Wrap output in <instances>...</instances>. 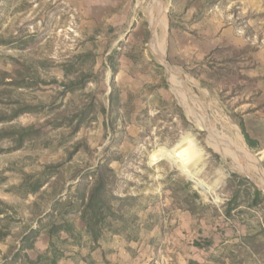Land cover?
<instances>
[{
	"label": "rangeland",
	"instance_id": "1",
	"mask_svg": "<svg viewBox=\"0 0 264 264\" xmlns=\"http://www.w3.org/2000/svg\"><path fill=\"white\" fill-rule=\"evenodd\" d=\"M154 6L153 0H0V73L36 81L32 88L9 87L0 99L41 107L3 125L41 134L12 151V142L0 141L6 211L0 218L15 219L0 224L8 233L0 238V264H18L12 256L24 227L37 228L54 194L66 197L108 146L120 156L112 162L115 192L137 197L138 238L107 234L98 245L60 243L64 251L78 246L88 255L94 248L105 264H264V189L234 155L243 146L264 172V0H162L167 22L155 32ZM160 40L167 44L162 59L153 47ZM169 70L194 95L197 111L188 112ZM83 75L82 89L63 92ZM185 139L175 164L210 184V193L154 155ZM187 182L200 196L195 214L176 196ZM34 183L43 184L35 193ZM70 219L79 228V216ZM205 239L212 244H195ZM36 242L48 246L46 232ZM27 253L36 258L40 251Z\"/></svg>",
	"mask_w": 264,
	"mask_h": 264
},
{
	"label": "trees",
	"instance_id": "2",
	"mask_svg": "<svg viewBox=\"0 0 264 264\" xmlns=\"http://www.w3.org/2000/svg\"><path fill=\"white\" fill-rule=\"evenodd\" d=\"M113 69L116 71L115 67ZM82 78L84 75L78 80L72 79L69 83L64 84L65 90L63 92L82 89L87 81ZM12 86L32 88L36 86V81L24 76L14 79L8 72H1L0 95H5L8 91L7 88ZM0 100V106L4 105V107H0V125H2L0 127V141L12 142L13 146L9 147V151L22 148L27 140L41 134L40 129L32 127L3 126L11 123L21 114L40 111L39 105L25 103L18 105V107H12V103L5 102L3 99ZM84 118V112L76 117V130L84 122ZM64 124V122L53 123L56 128ZM246 138L253 146L254 141L249 135L246 134ZM119 159L120 156L115 155L108 146L106 154L100 159L96 167L82 174L78 182L69 189L66 197H58L59 193H55L52 197L50 211L37 218L38 227H24V231L21 233V247L14 253L12 260L21 264H58L65 255L64 249L59 247L60 243L65 244L69 241L81 243L83 240H89L94 245H98L102 239L107 238V234H125L128 239L136 240L141 224L139 215L134 211L137 197L133 195L121 196L115 192L119 177L112 166V162ZM54 167L53 165L46 166L48 170ZM53 173L54 171H51L49 174ZM190 184L191 182H187L183 192L176 196L180 198L182 206L195 214L200 205L198 202L200 196L197 191H190ZM42 186V183H34L32 192H38ZM255 194H259V190L256 189ZM0 204L5 205L1 199ZM227 207L228 210H232L236 207V201L229 202ZM3 212H6L5 208H0V213ZM75 214L79 216V228L70 219ZM14 220L13 217L7 215L0 218V224L5 222L9 224ZM43 232L48 235L49 244L45 251L40 252L36 258H31L27 252L36 249L35 243ZM62 234H66V237H62ZM7 235L8 233L1 228L0 238ZM195 244L200 248L208 247L212 244V240L196 241Z\"/></svg>",
	"mask_w": 264,
	"mask_h": 264
},
{
	"label": "bare ground",
	"instance_id": "3",
	"mask_svg": "<svg viewBox=\"0 0 264 264\" xmlns=\"http://www.w3.org/2000/svg\"><path fill=\"white\" fill-rule=\"evenodd\" d=\"M153 1H154L155 6L152 8H149V14H150V18L153 22V30L155 32L157 25H160L161 27L166 26L167 20L165 17V10L161 6L162 0H153ZM164 40H165V36H164ZM164 40H160V42L158 44L153 46L154 49L159 53L161 59L164 58L166 47H167V44ZM169 72H170V81L172 83V86H173L175 92L180 95L181 100L184 103L188 112L191 113L192 111L193 112L197 111L199 109V106L197 105L196 100L194 99V95L192 93L188 92L184 88V82H183L182 78H180L178 76V74L175 73L173 70H171V71L169 70ZM204 127H208V126L206 125ZM208 130L213 131V129L209 128V127H208ZM188 141H189L188 139H185L184 141H180V142H178V144L174 148L160 147L158 150L155 151L154 155L156 157H167L168 159H171L173 163H176L177 162L176 154H177L178 150L183 148L188 143ZM221 141H223V140H221ZM229 145L231 147L233 144L232 145L229 144ZM229 145H228V147H229ZM235 147H237V149H236V152L234 155H235L237 161L241 164L242 170L245 173H247L249 176L254 178L256 180V182L264 189V172L262 171L260 164L253 162L252 158L248 155L246 149H244L243 146L237 145ZM237 151L242 152L241 153L242 157L237 155ZM180 168L183 169L184 171H186V169L183 166H181ZM189 174L192 175L191 173H189ZM200 181L204 184H207L204 180H200ZM207 185H209V187H210V184H207Z\"/></svg>",
	"mask_w": 264,
	"mask_h": 264
},
{
	"label": "crops",
	"instance_id": "4",
	"mask_svg": "<svg viewBox=\"0 0 264 264\" xmlns=\"http://www.w3.org/2000/svg\"><path fill=\"white\" fill-rule=\"evenodd\" d=\"M36 250L43 252L46 250L47 246L44 244H39V242L35 243ZM83 247H74L72 251H65L64 257L59 261L58 264H105L104 261L99 259V257L95 256V249H90L88 255H86L83 251ZM20 264V263H18Z\"/></svg>",
	"mask_w": 264,
	"mask_h": 264
},
{
	"label": "water",
	"instance_id": "5",
	"mask_svg": "<svg viewBox=\"0 0 264 264\" xmlns=\"http://www.w3.org/2000/svg\"><path fill=\"white\" fill-rule=\"evenodd\" d=\"M169 161L172 162L171 159H169ZM172 163H173V162H172ZM173 165L177 168V170H179L180 172H182L183 174H185V175H186L190 180H192L196 185H198V186H199L200 188H202L204 191L210 193L211 188L209 187V185L202 183L200 180H197V179L195 178V176H192V175H190L189 173H187L186 171H184L183 169L179 168L175 163H173ZM214 200L217 202L216 199H214Z\"/></svg>",
	"mask_w": 264,
	"mask_h": 264
}]
</instances>
